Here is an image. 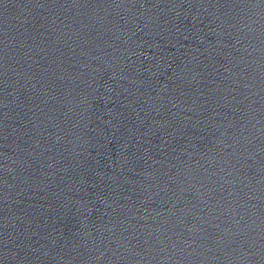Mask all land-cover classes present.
<instances>
[{"label": "water", "instance_id": "water-1", "mask_svg": "<svg viewBox=\"0 0 264 264\" xmlns=\"http://www.w3.org/2000/svg\"><path fill=\"white\" fill-rule=\"evenodd\" d=\"M0 264H264V0H0Z\"/></svg>", "mask_w": 264, "mask_h": 264}]
</instances>
